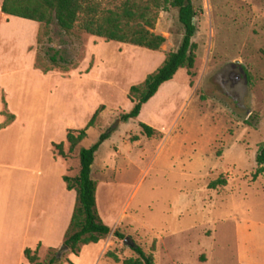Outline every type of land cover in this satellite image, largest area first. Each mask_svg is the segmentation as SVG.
<instances>
[{
  "label": "rangeland",
  "instance_id": "374dc122",
  "mask_svg": "<svg viewBox=\"0 0 264 264\" xmlns=\"http://www.w3.org/2000/svg\"><path fill=\"white\" fill-rule=\"evenodd\" d=\"M97 1L108 7L119 0ZM192 2L198 12L193 76L180 69L127 123L119 116L131 110L129 89L181 43L177 10L158 15L153 32L165 39L158 52L86 34L70 40L79 67L68 75L33 68L40 49L38 33L32 39L33 22L18 20L14 31L0 30V59H7L0 63L6 74L0 79V115L8 108L25 125L7 136L11 156L38 165L41 155L37 170L57 195L65 191L62 173L77 176L80 150L110 133L91 178L98 214L111 234L78 256L68 255L72 264H116L106 258L108 251L120 260L135 258L128 248L133 244L151 254L154 264H264V174L251 179L264 145V0ZM52 38L49 44L43 37L41 47H56L59 38ZM231 72L240 79L224 84ZM98 110L86 139L70 153L67 131L83 129ZM140 123L154 135L147 137ZM60 143L65 158L52 148ZM216 180L226 185L210 189ZM69 197L73 205L74 193ZM63 226L54 222L55 249L63 245ZM116 230L128 244L113 236ZM46 256L41 248L40 260Z\"/></svg>",
  "mask_w": 264,
  "mask_h": 264
},
{
  "label": "trees",
  "instance_id": "16d2710c",
  "mask_svg": "<svg viewBox=\"0 0 264 264\" xmlns=\"http://www.w3.org/2000/svg\"><path fill=\"white\" fill-rule=\"evenodd\" d=\"M169 8L177 10L178 22L183 29L181 43L176 51L165 56L159 68L147 75L143 82L129 89L127 99L132 106L131 110L119 116L120 123H127L138 118L142 107L156 95L163 84L171 81L180 69H186L188 75L193 76L197 46L192 40L197 33L195 19L198 12L192 0H119L108 7H103L97 0H3L1 12L8 17L43 25L42 32H38L36 38L40 49L36 52L33 68L45 75L54 71L68 75L79 67V64L73 61L70 40H80L81 34L106 42H117L158 52L165 39L153 31L159 13ZM53 33L59 38L57 46L42 48V38H46L51 44ZM91 69L92 64L84 74H88ZM98 114L99 110L83 129L67 131L65 142L69 145L70 153L86 139L87 132L94 126ZM1 115L5 118L3 127L14 121V116L6 109ZM139 126L147 137L154 135L152 128L142 123ZM109 136L110 133L103 134L96 144L80 150V168L77 176L62 177L66 190L75 193L72 216L63 237L65 249L62 253L59 249H47V256L41 261V245L34 250L27 248L24 250V258L28 264H72L68 255L78 256L83 247L98 244L111 234L110 227L103 223L98 214L97 183L91 178L96 153ZM52 148L60 157H66L63 143L53 144ZM263 174L264 145H261L256 156V170L251 177L252 182ZM225 185L224 180H216L210 183L209 188L216 189ZM113 236L124 240L118 230L114 231ZM128 248L134 252L135 258L120 260L112 251H108L105 256L116 264H154L153 256L146 254L140 246L133 244Z\"/></svg>",
  "mask_w": 264,
  "mask_h": 264
},
{
  "label": "crops",
  "instance_id": "0c3cea01",
  "mask_svg": "<svg viewBox=\"0 0 264 264\" xmlns=\"http://www.w3.org/2000/svg\"><path fill=\"white\" fill-rule=\"evenodd\" d=\"M2 3L3 0H0V30L6 33L14 31L13 23L27 21L4 15L1 12ZM33 23L32 39L41 26ZM32 41L26 42L25 48ZM3 43L4 46L8 45ZM0 63L5 65L7 59L1 58ZM3 76H6L5 72L0 71V79ZM6 110L14 116V121L3 127L5 118L0 115V264H28L24 258L25 249L34 250L38 245L46 249L54 248L50 243L54 236V222H62L65 233L75 204L74 201L72 205L69 196L74 192L67 191L64 184L65 191L54 194L48 179L44 180L41 170H37L41 167V155L38 165L36 160L34 164H23L26 160L24 155L11 156V144L7 136L17 127L24 128L25 125L8 108ZM17 142L19 146H24L27 141ZM52 162L57 163L53 157Z\"/></svg>",
  "mask_w": 264,
  "mask_h": 264
},
{
  "label": "flooded vegetation",
  "instance_id": "af4514ba",
  "mask_svg": "<svg viewBox=\"0 0 264 264\" xmlns=\"http://www.w3.org/2000/svg\"><path fill=\"white\" fill-rule=\"evenodd\" d=\"M240 71L242 72L241 69H240ZM240 77L241 76L239 74L236 75L235 73L231 72L230 74H228V77L226 78V80L223 83L225 84L227 82L230 85L235 84L240 79Z\"/></svg>",
  "mask_w": 264,
  "mask_h": 264
},
{
  "label": "water",
  "instance_id": "95a60500",
  "mask_svg": "<svg viewBox=\"0 0 264 264\" xmlns=\"http://www.w3.org/2000/svg\"><path fill=\"white\" fill-rule=\"evenodd\" d=\"M124 242L128 244L129 243V239L126 238L124 240ZM64 249H65V247H64V245H62L61 248L59 249V252L62 253Z\"/></svg>",
  "mask_w": 264,
  "mask_h": 264
}]
</instances>
